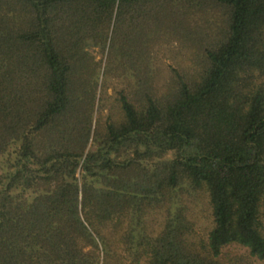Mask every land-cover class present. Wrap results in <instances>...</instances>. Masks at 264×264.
I'll use <instances>...</instances> for the list:
<instances>
[{
	"label": "trees",
	"instance_id": "trees-1",
	"mask_svg": "<svg viewBox=\"0 0 264 264\" xmlns=\"http://www.w3.org/2000/svg\"><path fill=\"white\" fill-rule=\"evenodd\" d=\"M0 264H264V0H0Z\"/></svg>",
	"mask_w": 264,
	"mask_h": 264
},
{
	"label": "rangeland",
	"instance_id": "rangeland-1",
	"mask_svg": "<svg viewBox=\"0 0 264 264\" xmlns=\"http://www.w3.org/2000/svg\"><path fill=\"white\" fill-rule=\"evenodd\" d=\"M100 54H97L99 56ZM175 60V55L172 52L168 51L167 49H163L159 55L158 64L161 69V76H165L166 72L168 71V63H172ZM111 85L115 83L118 84L117 80L111 82ZM109 92H113V86L109 87ZM190 206V216L196 221V229L199 233L204 234L206 228L210 225V211L209 207L206 203V199L202 196L199 198H195L188 202ZM148 223L151 229H157L162 220H163V213L162 211H155L148 214Z\"/></svg>",
	"mask_w": 264,
	"mask_h": 264
}]
</instances>
